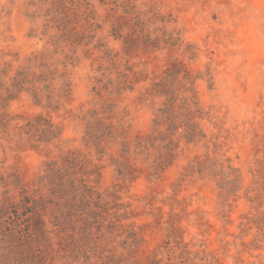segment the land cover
Returning <instances> with one entry per match:
<instances>
[{
  "label": "rangeland",
  "instance_id": "obj_1",
  "mask_svg": "<svg viewBox=\"0 0 264 264\" xmlns=\"http://www.w3.org/2000/svg\"><path fill=\"white\" fill-rule=\"evenodd\" d=\"M160 91L205 138L154 171ZM5 186L44 205L51 264H264V0H0Z\"/></svg>",
  "mask_w": 264,
  "mask_h": 264
},
{
  "label": "trees",
  "instance_id": "obj_2",
  "mask_svg": "<svg viewBox=\"0 0 264 264\" xmlns=\"http://www.w3.org/2000/svg\"><path fill=\"white\" fill-rule=\"evenodd\" d=\"M158 96H164L167 100L162 108L157 109L153 127L155 130L158 129L160 125L157 122L163 121L165 132L159 133L169 140V144L166 147V159L157 158L152 167L154 171H161L173 163L174 137L183 138L187 143H195L205 138L198 122L203 118V112L196 97H193L194 99L186 97L176 106L174 96L164 91H160ZM148 138L152 139L150 146L156 150L154 135ZM143 149L148 150L145 145ZM196 165L198 172L209 174L215 172V175L221 176L222 180L218 187L222 195H230L239 190L241 178L231 165L213 163L211 167H204L199 161ZM216 169L222 171L216 173L214 171ZM43 208L44 205L32 203L24 195L18 200L12 199L8 188L3 187L0 191V264H51L54 240L47 230L43 214L40 213ZM16 215L20 216L17 221L8 222Z\"/></svg>",
  "mask_w": 264,
  "mask_h": 264
}]
</instances>
